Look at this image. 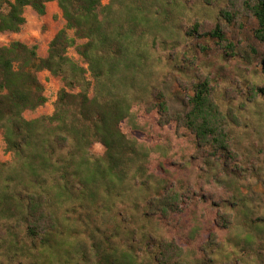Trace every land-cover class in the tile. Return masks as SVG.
<instances>
[{"label":"trees","instance_id":"16d2710c","mask_svg":"<svg viewBox=\"0 0 264 264\" xmlns=\"http://www.w3.org/2000/svg\"><path fill=\"white\" fill-rule=\"evenodd\" d=\"M52 1L65 23L45 56L20 40L0 44L11 154L0 162V264H264V166L234 134L246 119L223 109L226 88L208 74H196L183 112L170 107L180 55L168 50L202 34L197 0H0V32H19L26 7L44 15ZM214 1L234 2L200 4ZM243 6L254 43L229 42L221 56L264 73V0ZM204 35L226 40L219 24ZM44 70L62 82L54 110L27 118L47 101ZM251 84L255 97L262 87ZM165 129L187 145L175 148Z\"/></svg>","mask_w":264,"mask_h":264},{"label":"rangeland","instance_id":"374dc122","mask_svg":"<svg viewBox=\"0 0 264 264\" xmlns=\"http://www.w3.org/2000/svg\"><path fill=\"white\" fill-rule=\"evenodd\" d=\"M200 2L201 0L196 1L197 9L195 11L198 14H195V20L199 21V30L202 34L193 38L184 39L183 37L176 49L168 50L170 52L177 50L180 55L177 61L179 68L174 71L172 77L175 79L171 85L173 95L170 100V107L173 111L183 112L189 97L193 94L196 74H208L212 82L219 84L221 92L226 88V96L222 99L223 109H229L232 117L235 120L237 118L238 122L242 118L246 119V124L237 127L239 131H235L234 134L239 135V140L242 145H245L244 147H251L253 144L251 147L254 150V154L251 155L252 161L264 166V73L259 71L260 65L256 63L258 62L257 59L254 60L256 64L246 66L241 57L234 56L224 61L221 56V51L229 42L233 43L235 51L238 47L249 48L248 44L254 43L250 37L253 25L252 18L244 8L243 0H234L233 5L226 4L225 1H214L206 7ZM220 7L233 12L234 18L230 23L222 15L217 14ZM25 17L26 22L19 32H0V44H9L14 40H20L29 45H36L38 54L45 56L49 41L65 23L57 3L55 1L48 3L44 15H39L31 7H26ZM183 24L186 25L187 21H183ZM217 24L223 29L226 40L216 36L204 35L205 30H212ZM69 34L73 36V31L70 30ZM83 41V39H77L76 43ZM228 51L231 52V49ZM68 54L83 63L74 46L69 48ZM38 76L44 84L47 101L34 111H25L24 115L27 118L41 114H52L56 94L62 85L60 78L53 76L50 72L41 71ZM247 81H249V85ZM253 82L262 87L255 97L250 92V86ZM220 91L217 90V92ZM251 120H255V123ZM164 132H170L167 134L175 148H179L180 145H187L183 137H176L174 130L165 129ZM167 134L164 133V136L167 137ZM104 150L105 147L100 142H94L91 146V151L94 154H103ZM10 156L11 154L5 150V143L0 130V162L10 159ZM245 166H249V164ZM183 174L187 178L190 175V168H184ZM247 178L254 180L252 177ZM188 182L191 184L187 190L196 195L198 191H195V185L190 180ZM261 186L255 187L262 190Z\"/></svg>","mask_w":264,"mask_h":264},{"label":"crops","instance_id":"0c3cea01","mask_svg":"<svg viewBox=\"0 0 264 264\" xmlns=\"http://www.w3.org/2000/svg\"><path fill=\"white\" fill-rule=\"evenodd\" d=\"M52 2H54V1H52ZM50 3V2H49ZM47 11V10H46ZM44 72H48V71H46V70H44Z\"/></svg>","mask_w":264,"mask_h":264}]
</instances>
